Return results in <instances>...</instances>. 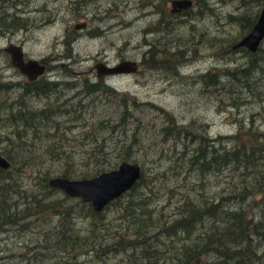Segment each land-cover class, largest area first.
I'll list each match as a JSON object with an SVG mask.
<instances>
[{"label":"trees","instance_id":"trees-1","mask_svg":"<svg viewBox=\"0 0 264 264\" xmlns=\"http://www.w3.org/2000/svg\"><path fill=\"white\" fill-rule=\"evenodd\" d=\"M195 13L199 11L191 8L184 15ZM165 14L161 13L159 31L170 33L166 25L181 15ZM258 14L259 11L245 9L238 17H230L241 27V34L233 45L251 30ZM22 20L16 17L13 22L4 19L0 22L1 26L13 23L20 27L24 26ZM183 37L176 36L177 48ZM164 43L160 42V46H165ZM155 48L156 44L148 53L152 57L158 54L164 57L166 51ZM242 50L248 56L244 67L220 71L238 82L242 89L259 96L264 92V51L261 53L260 47L254 54ZM207 76L204 82L214 76V85L218 83V74ZM56 85L47 80L27 82L21 96L48 97L55 93ZM82 89L84 98L91 97L86 104L82 103L83 99L76 104L66 100L59 103L56 97L39 109H29L22 102L16 111L9 109L6 123L17 132L7 138L1 154L10 162V167L0 169V235L24 240L35 236L41 244L38 250L33 245L28 251L0 256V264H49L51 261L53 264H264L262 132L249 127L232 136L210 139L194 132L190 124H178L165 112L166 124L159 129L161 141L171 140L174 147L181 145L169 158L171 168H177L175 177L181 182L175 188L169 187L170 197L180 194L171 213L166 214L164 206L155 204L164 194L160 196L151 190L156 179H147L144 170L130 191L103 211L95 212L90 204L49 186L48 180L55 176L89 178L122 161L135 162L132 147L140 143V137L135 131L127 135L126 126L118 132V127L108 119L100 120L97 130H91L82 114L89 105L95 108V102H99L93 95L96 98L100 93L115 98L117 94L101 79L97 82L85 79ZM242 92L237 93L238 98ZM126 95L121 94L116 101L119 107L123 106L120 121L129 115L124 102ZM132 106L137 104L132 102ZM249 126H253V121ZM76 128L80 130L74 133ZM105 130L107 134L101 136ZM115 133V148L104 150L107 142H113ZM120 133L125 139L118 148ZM44 141L47 143L42 144ZM80 164L90 168H80ZM227 171L230 174L225 177L224 187L216 189L220 181L211 179ZM26 177L31 178L30 184L24 183ZM179 187L183 193H175ZM257 196L261 197L260 201L256 200ZM109 207L116 213L111 220ZM82 220L87 225L81 229L77 223ZM112 220L117 221L113 230Z\"/></svg>","mask_w":264,"mask_h":264},{"label":"rangeland","instance_id":"rangeland-1","mask_svg":"<svg viewBox=\"0 0 264 264\" xmlns=\"http://www.w3.org/2000/svg\"><path fill=\"white\" fill-rule=\"evenodd\" d=\"M193 1L196 4L192 9L199 13L174 18L166 25L170 33H165L158 30L160 26L156 21L161 18V13H169L170 0H0L1 19H4L3 16L24 19L21 22L24 26H17L10 32L0 29V154L6 147L7 138L14 137L17 132L15 127H9L6 123L9 109L16 111L21 102L29 109H39L56 97L59 103L66 100L69 104H76L83 99L82 103L86 104L91 97L84 98L82 82L85 79L90 82L101 79L95 69L98 62L111 65L125 59L135 60L139 62L138 72L101 79L114 89L117 96L106 97L98 93L95 98L93 95V99L99 102H95V108L93 104L89 105L82 116L91 130H97L100 120L108 119L110 124L118 127V132L124 126L129 129L127 135L137 132L140 143L132 147L133 159L141 165L147 179H156L151 190L164 195L155 204L157 207L164 206L163 211L170 214L180 194L170 197L169 187L175 188L181 182L175 177L177 168H171L173 164L169 158L173 151L181 149V145L174 147L171 140L161 141L159 129L166 124L165 112L173 116L178 124H190L194 132L210 139L232 136L249 127L264 134V92L259 96L252 94L220 71L244 67L248 61L243 48H231L241 34V27L230 17H238L245 9L260 11L263 2ZM83 23L85 27L75 28L76 24ZM153 28L155 30L152 32ZM180 35L184 37L177 48L175 38ZM159 41L166 42L165 46H160ZM11 43L22 45L26 58L43 59L47 63L43 79L57 83L55 93L48 97L21 96L26 78L12 67L9 56L3 50ZM155 44L157 51L162 48L166 51L164 57L159 54L152 57L148 53ZM260 48L262 53L264 41ZM210 73L218 74L217 84L213 83L216 79L214 76L203 81ZM200 76H203L202 80ZM240 90L243 92L238 98ZM123 93L127 94L124 102L129 115L120 121L123 106L119 107L116 101ZM132 102L137 106L131 107ZM251 121L253 126H249ZM79 130L76 128L73 132ZM106 134V130L100 133L101 136ZM24 139L27 140L26 137ZM124 139L125 136L120 133L118 148ZM116 140L117 133L113 142H107L104 150L115 148ZM45 143L47 141L42 144ZM78 167L90 168L81 164ZM229 174L227 171L217 179H211L220 181L216 189L224 187L223 182ZM24 183L30 184L31 178L26 177ZM183 191L179 187L175 193ZM167 197L171 200L166 201ZM256 198L257 201L261 200L259 196ZM108 210L111 220L116 213L111 207ZM112 222L113 230L117 221ZM86 225L85 220L77 223L81 229ZM30 238L24 240L0 235V256L25 252L33 245L34 249H40L41 242L34 239L35 236ZM49 264H53V261Z\"/></svg>","mask_w":264,"mask_h":264},{"label":"water","instance_id":"water-1","mask_svg":"<svg viewBox=\"0 0 264 264\" xmlns=\"http://www.w3.org/2000/svg\"><path fill=\"white\" fill-rule=\"evenodd\" d=\"M193 0H171L170 12L173 14L191 9ZM264 41V1L259 11L258 18L251 30L237 41L232 49H246L254 53ZM10 55V63L27 80H35L45 73L44 64L37 59H25L23 47L18 44H10L4 49ZM97 74L108 76L116 74L135 73L138 70L137 62L123 60L114 66L104 63L95 65ZM10 162L0 154V169L7 170ZM142 176V167L138 162L122 161L111 170L103 171L93 177L82 179H69L55 176L48 180L49 186L59 189L71 198H78L83 203L90 204L95 212H101L111 202L121 198L130 191Z\"/></svg>","mask_w":264,"mask_h":264},{"label":"flooded vegetation","instance_id":"flooded-vegetation-1","mask_svg":"<svg viewBox=\"0 0 264 264\" xmlns=\"http://www.w3.org/2000/svg\"><path fill=\"white\" fill-rule=\"evenodd\" d=\"M170 1H171V0H170ZM193 2H194V1H193ZM188 10H189V9H188ZM185 11H187V10H185ZM185 11H182L181 13H178V14H173V13L170 12V8H169V13L172 14V15H182V14H184ZM1 17H2V16H1ZM1 17H0V20H1ZM3 18H4V20H6V21L13 22V21L15 20L16 17H13L14 19H13V18L8 19V18H6V17L3 16ZM160 19H161V18H159V19L156 21V24H158V23L160 22ZM9 24L12 25V26H10V25H9V26H6V25L1 26V25H0V29L3 30V32H5V31L10 32V30H14V29H16V27H15V25H14L13 23H9ZM82 27H85V23H83V24H76V25H75V28H76V29H80V28H82ZM154 27H155V26H154ZM154 30H155V29L153 28L152 32H153ZM158 30H159V29H158ZM11 44H12V43H11ZM9 45H10V44H9ZM18 45H20V44H18ZM21 46H22V45H21ZM7 47H8V46H7ZM4 49H5V48H4ZM4 49H3V50H4ZM149 51H150V50H149ZM149 51H148V52H149ZM4 52L9 56V60H10V59H11V58H10V55H9L5 50H4ZM23 52H24V50H23ZM24 57H25V59H29V58H26V56H25V52H24ZM31 59H34V58H31ZM37 60H38V59H37ZM125 60H130V59H125ZM39 61H40V63L44 64V66H45V72H46V71H47V63H46L43 59H42V60L40 59ZM131 61H135V60H131ZM135 62H137V61H135ZM98 63H104V64L107 65V66H114V65H116V64H111V65H110V64H108V63H106V62H98ZM98 63H97V64H98ZM10 64H11V63H10ZM137 65H138V70H137L136 72L139 71V62H137ZM12 67H13V66H12ZM14 68H15V67H14ZM18 72H19V71H18ZM136 72H135V73H136ZM19 73H20V72H19ZM20 74H21V73H20ZM44 74H45V73H44ZM44 74H43V75H44ZM96 74H97V71H96ZM43 75L38 76L35 80H32V81L27 80V78L25 77V78H26V82H25V83H27V82H39V81H43V80H44V79H43V77H44ZM116 75H121V74H116ZM23 76H24V75H23ZM97 76L100 77V78L102 79V78H104V77L115 76V75H108V76L100 75V76H99V75L97 74Z\"/></svg>","mask_w":264,"mask_h":264},{"label":"bare ground","instance_id":"bare-ground-1","mask_svg":"<svg viewBox=\"0 0 264 264\" xmlns=\"http://www.w3.org/2000/svg\"><path fill=\"white\" fill-rule=\"evenodd\" d=\"M254 54V53H253Z\"/></svg>","mask_w":264,"mask_h":264}]
</instances>
